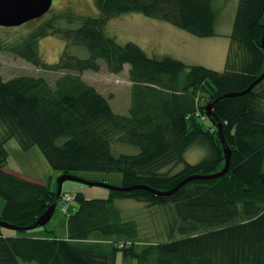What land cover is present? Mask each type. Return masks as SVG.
Returning a JSON list of instances; mask_svg holds the SVG:
<instances>
[{
  "label": "trees",
  "instance_id": "1",
  "mask_svg": "<svg viewBox=\"0 0 264 264\" xmlns=\"http://www.w3.org/2000/svg\"><path fill=\"white\" fill-rule=\"evenodd\" d=\"M94 2L98 16L77 17V29L57 26L65 18L76 20L62 13L25 24L39 23L27 33L0 37V52L61 74L53 83L0 76V197L5 201L0 220L32 227L57 197L50 185L7 170L11 139L24 151L38 147L61 176L120 173L122 187L167 192L189 177L219 173L226 164L225 146L232 153L229 170L219 178L192 180L167 197L146 190L111 191L107 199L78 193L77 210L66 214V238L47 230L33 237L0 234V264H116L119 253L137 264H264V80L249 94L224 98L246 90L264 73V0L239 1L223 72L151 58L137 44L121 45L105 34L112 19L141 14L213 38L218 15L213 0ZM53 36L66 45L59 62L47 64L39 44ZM73 47L86 48L88 58L75 56ZM102 63L115 75L129 66L127 115L116 114L108 98L84 79L86 72H100ZM114 141L139 153L115 156ZM195 145L206 149L207 157L190 164L185 155ZM121 198L171 209L168 241H140L137 226L124 222L114 206Z\"/></svg>",
  "mask_w": 264,
  "mask_h": 264
},
{
  "label": "rangeland",
  "instance_id": "2",
  "mask_svg": "<svg viewBox=\"0 0 264 264\" xmlns=\"http://www.w3.org/2000/svg\"><path fill=\"white\" fill-rule=\"evenodd\" d=\"M239 1L213 0L214 8L218 13L215 24L217 36L213 38H198L169 23L148 18L141 14H125L112 19L106 25L105 34L121 45L129 42L137 44L151 58L171 57L190 66H203L216 72H223L230 45L229 37L232 33ZM62 13L72 17L75 16L74 19L77 17L98 16L94 0H54L51 11L39 23ZM39 23L17 28L0 27V37L5 38L6 35L17 32L27 33ZM57 26L66 29H77L80 27V21L65 18L59 21ZM65 45V42L58 37H47L40 41V56L47 64H56L61 58ZM72 53L82 59L89 56L87 49L82 47H73ZM128 71L129 66H126L122 73L111 74L108 72L106 65L102 63L100 72H86L84 79L108 98L116 114L127 115L131 106L132 93ZM0 76L5 81L20 76L43 77L53 83L61 74L45 72L7 52H0ZM6 149L9 153L7 170L22 177L50 185L54 191L58 190V180L61 174L49 165L38 147L24 151L16 139H11L6 144ZM112 151L115 156L139 153L137 147L120 141L112 143ZM206 157V149L199 145L190 148L185 155L186 161L190 164H197ZM182 168L183 165L179 166L178 170ZM75 177L117 188L123 186V176L120 173L80 171L76 172ZM78 193L83 194L86 199H107L111 195V191L105 188L77 182H65L62 194L64 196L69 195V200H61L49 224L26 232L2 227H0V231L6 237L20 235L33 237L41 235L47 230L53 231L58 238L63 239L67 235L66 214H73L77 210L78 205L74 200V196ZM114 206L121 213L124 222H131L137 226L138 239L144 244L168 241L165 224L169 219V213L172 212L171 209L161 206L149 207L144 203L122 198L116 200ZM4 207L5 201L0 197V213ZM116 264H137V261L132 258L125 259L119 253Z\"/></svg>",
  "mask_w": 264,
  "mask_h": 264
},
{
  "label": "water",
  "instance_id": "3",
  "mask_svg": "<svg viewBox=\"0 0 264 264\" xmlns=\"http://www.w3.org/2000/svg\"><path fill=\"white\" fill-rule=\"evenodd\" d=\"M53 1L54 0H0V27L17 28L29 22L39 20L51 11L52 6H53ZM262 48L264 49V37H263ZM263 80H264V73L260 77H258L250 85V87L247 88L246 90L239 92V93L226 94L224 98L240 97V96L249 94ZM212 107H213V104L209 105L206 109V113L208 116L211 115L210 111ZM222 141H223V144L226 145L224 138ZM224 152H225V157H226V164H225L224 169L221 172L213 174V175H207V176L189 177L185 179L184 181H182L181 183H179L174 189H172L171 191H167V192L157 191L147 186H131V187L117 188V187H113V186L103 184V183H94V182L84 181L73 175H62L58 180V190H57L56 200L47 209V211L38 219V221L36 222L34 226L28 227V228H20V227L10 225L0 220V227L5 228V229L14 230V231H21V230L27 231V230H32L38 227H45L52 220L56 212L58 201L62 194L63 184L65 182H77V183H81V184L88 185V186H96V187L105 188L110 191L131 192L134 190H146V191H149L153 194H156L162 197L174 195L182 186H184L186 183L192 180H209V179H215V178L224 176L229 170L230 163H231V155H232L231 150L226 146H225Z\"/></svg>",
  "mask_w": 264,
  "mask_h": 264
},
{
  "label": "bare ground",
  "instance_id": "4",
  "mask_svg": "<svg viewBox=\"0 0 264 264\" xmlns=\"http://www.w3.org/2000/svg\"><path fill=\"white\" fill-rule=\"evenodd\" d=\"M29 23H30V22H29ZM249 87H250V86H249ZM249 87H248V88H249ZM63 198H64V195L62 196L61 199L63 200ZM57 206H58V205H57ZM122 245H123L122 243H119V244H118L119 247H121Z\"/></svg>",
  "mask_w": 264,
  "mask_h": 264
},
{
  "label": "built area",
  "instance_id": "5",
  "mask_svg": "<svg viewBox=\"0 0 264 264\" xmlns=\"http://www.w3.org/2000/svg\"><path fill=\"white\" fill-rule=\"evenodd\" d=\"M199 116V115H198ZM204 119V118H203ZM63 199H65V200H69V195L68 196H64V198ZM64 211H65V209H63Z\"/></svg>",
  "mask_w": 264,
  "mask_h": 264
},
{
  "label": "crops",
  "instance_id": "6",
  "mask_svg": "<svg viewBox=\"0 0 264 264\" xmlns=\"http://www.w3.org/2000/svg\"><path fill=\"white\" fill-rule=\"evenodd\" d=\"M0 234H2V232L0 231ZM3 235V234H2ZM66 237H67V235H66ZM65 236H64V238H66Z\"/></svg>",
  "mask_w": 264,
  "mask_h": 264
}]
</instances>
